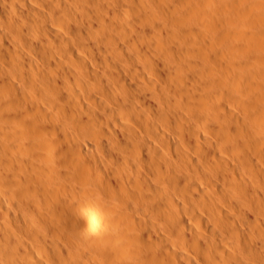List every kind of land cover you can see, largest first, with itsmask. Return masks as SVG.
Returning <instances> with one entry per match:
<instances>
[{
	"label": "bare ground",
	"instance_id": "bare-ground-1",
	"mask_svg": "<svg viewBox=\"0 0 264 264\" xmlns=\"http://www.w3.org/2000/svg\"><path fill=\"white\" fill-rule=\"evenodd\" d=\"M0 264H264V0H0Z\"/></svg>",
	"mask_w": 264,
	"mask_h": 264
},
{
	"label": "rangeland",
	"instance_id": "rangeland-1",
	"mask_svg": "<svg viewBox=\"0 0 264 264\" xmlns=\"http://www.w3.org/2000/svg\"><path fill=\"white\" fill-rule=\"evenodd\" d=\"M254 1H256V0H254ZM254 1H253V0H251V1H250V0H248V1H247V0H243V2H254ZM257 1H259V0H257ZM255 3H256V2H255ZM256 5H257V4H256Z\"/></svg>",
	"mask_w": 264,
	"mask_h": 264
}]
</instances>
